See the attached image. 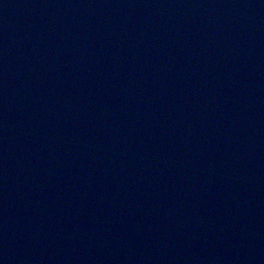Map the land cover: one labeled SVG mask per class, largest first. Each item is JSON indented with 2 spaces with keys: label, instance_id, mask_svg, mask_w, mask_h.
Instances as JSON below:
<instances>
[{
  "label": "water",
  "instance_id": "1",
  "mask_svg": "<svg viewBox=\"0 0 264 264\" xmlns=\"http://www.w3.org/2000/svg\"><path fill=\"white\" fill-rule=\"evenodd\" d=\"M0 264H264V0H0Z\"/></svg>",
  "mask_w": 264,
  "mask_h": 264
}]
</instances>
